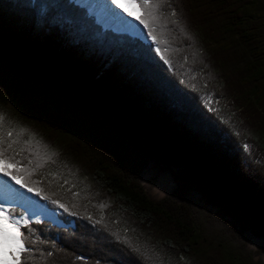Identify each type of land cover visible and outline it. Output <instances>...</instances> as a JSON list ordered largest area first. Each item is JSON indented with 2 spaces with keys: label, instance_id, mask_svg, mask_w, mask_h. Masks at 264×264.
Masks as SVG:
<instances>
[{
  "label": "trees",
  "instance_id": "16d2710c",
  "mask_svg": "<svg viewBox=\"0 0 264 264\" xmlns=\"http://www.w3.org/2000/svg\"><path fill=\"white\" fill-rule=\"evenodd\" d=\"M54 2L0 0V149L35 169L32 193L62 224L21 226V264H251L261 251L242 234L264 240V0H152L159 43L104 31L73 0L90 23L69 24ZM149 164L173 177L160 199L141 183Z\"/></svg>",
  "mask_w": 264,
  "mask_h": 264
},
{
  "label": "snow or ice",
  "instance_id": "6c2138e0",
  "mask_svg": "<svg viewBox=\"0 0 264 264\" xmlns=\"http://www.w3.org/2000/svg\"><path fill=\"white\" fill-rule=\"evenodd\" d=\"M82 5L83 7H87L89 12L93 11V6L83 3V0ZM98 6L102 9L101 14L103 19L123 20V17L120 15L123 13L125 16L130 17L133 20L138 21L140 25H143V27L148 30V35L153 42L159 43L156 36L153 34V26L156 20L155 10L159 6L157 3H153L152 0H105L102 5ZM46 7L49 9L64 10L67 17H69V24L90 23L85 17L82 8L78 9L73 7L71 0H67V2H65V0H55L53 4ZM117 9L119 12L116 11ZM41 10L43 11V9ZM155 51L156 55L160 56V59L163 60L165 64L169 63V60L161 55V49L159 47H157ZM210 103L211 102L209 101V104ZM208 110L211 112L215 109L208 107ZM9 135L11 136V133H9ZM11 146L12 144L9 143L10 148ZM247 147L248 146L245 145V150H247ZM5 152V149H0V175L8 178L5 180V191L7 192L11 187V184L9 183L11 181L16 185H19L20 188L26 189L27 192L31 193L35 191L36 195H40V191L34 189L33 183L26 179V177L30 176L35 169L21 166L20 162L16 160L15 157L6 156ZM29 163H32V161L29 160ZM40 166V163L36 164V167ZM65 182L67 183V181ZM20 194V192L8 193L13 199L18 198ZM52 203L57 204L60 208L68 211L65 205L60 204L58 201L53 200ZM89 219L91 218L89 217ZM20 223V220L8 215L4 205L0 204V264H21V253L29 251L24 243V237L20 230ZM24 224L26 225L27 221H24ZM49 255H51V253H49Z\"/></svg>",
  "mask_w": 264,
  "mask_h": 264
},
{
  "label": "rangeland",
  "instance_id": "374dc122",
  "mask_svg": "<svg viewBox=\"0 0 264 264\" xmlns=\"http://www.w3.org/2000/svg\"><path fill=\"white\" fill-rule=\"evenodd\" d=\"M73 2L83 7V5L78 2V0H73ZM83 8L89 13L90 17L94 19L95 23L99 25L104 31H110L117 35H127L129 37L137 38L145 42L151 41L147 35L146 29L143 27V25H140L138 21L136 22L141 26V31L139 30L137 33L134 32V35H131L127 33L128 31H117L114 28H104L101 24L98 23L97 18L94 14H91L86 7ZM7 179V177H3L2 175H0V204L4 205L8 215L16 218L17 220H20V227L25 225L24 221H27V223L48 221L57 226H62V224L58 221L60 215L59 211L50 209L48 205L45 202H42L34 193L27 192L26 189L21 188L25 192L24 195L26 200L21 201L20 199L11 198L8 193L14 192V187H16L17 185H14V183L10 181L9 183L11 184V187L6 192L5 180ZM141 183L150 192V194L157 199L166 196L175 186L172 174L170 172L160 171L151 164H149L144 170L141 176ZM187 194L188 195L186 199L197 208H204L208 213L214 212V209H212L210 206L205 205L204 201L196 191H190ZM12 208L20 209L22 211V214H10L9 212ZM224 228L226 227L223 226L221 229L224 230ZM241 241L246 244V248L248 250L263 252H260V254H258L257 256L250 257L249 259L246 256L245 261L251 264H264V240L254 238L250 233L246 232L242 234Z\"/></svg>",
  "mask_w": 264,
  "mask_h": 264
},
{
  "label": "bare ground",
  "instance_id": "6f19581e",
  "mask_svg": "<svg viewBox=\"0 0 264 264\" xmlns=\"http://www.w3.org/2000/svg\"><path fill=\"white\" fill-rule=\"evenodd\" d=\"M78 2L82 5V0H78ZM105 0H83V3H87L93 6V11L90 12L94 14L97 18L99 24H101L104 28H114L117 31H128L127 33L134 35V32L137 33L139 30L141 31V26L132 18L125 16L123 13L120 15L123 17V20H105L102 17V9L98 5H102ZM114 7V6H112ZM87 8V7H86ZM88 9V8H87ZM89 10V9H88ZM119 12V10H116ZM4 179V178H3ZM13 185V184H12ZM15 185V184H14ZM14 192H20V196L15 199H20L21 201H25V192L20 188L19 185L14 187Z\"/></svg>",
  "mask_w": 264,
  "mask_h": 264
},
{
  "label": "water",
  "instance_id": "95a60500",
  "mask_svg": "<svg viewBox=\"0 0 264 264\" xmlns=\"http://www.w3.org/2000/svg\"><path fill=\"white\" fill-rule=\"evenodd\" d=\"M88 15H89V13H88ZM90 16V15H89Z\"/></svg>",
  "mask_w": 264,
  "mask_h": 264
}]
</instances>
